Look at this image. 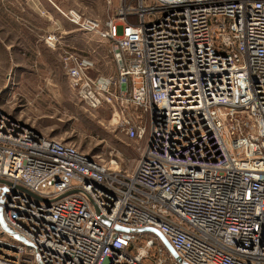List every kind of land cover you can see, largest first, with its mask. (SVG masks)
<instances>
[{"label":"built area","instance_id":"2783aa9c","mask_svg":"<svg viewBox=\"0 0 264 264\" xmlns=\"http://www.w3.org/2000/svg\"><path fill=\"white\" fill-rule=\"evenodd\" d=\"M118 3L103 23L62 13L111 45L115 77L76 52L62 67L144 142L134 172L0 110V264H264V0ZM116 227L154 228L178 258Z\"/></svg>","mask_w":264,"mask_h":264},{"label":"rangeland","instance_id":"374dc122","mask_svg":"<svg viewBox=\"0 0 264 264\" xmlns=\"http://www.w3.org/2000/svg\"><path fill=\"white\" fill-rule=\"evenodd\" d=\"M0 0V110L45 137L73 144L84 154L134 172L143 141H129L115 127L113 107L90 110L68 84L62 67L67 52L92 62L91 77L113 78L116 67L110 44L80 31L63 14L100 20L113 15L118 0ZM63 13V14H62ZM61 38L54 48L47 36ZM100 45V46H99ZM107 48L103 50L102 48ZM98 49V50H93ZM69 52V53H70Z\"/></svg>","mask_w":264,"mask_h":264},{"label":"water","instance_id":"95a60500","mask_svg":"<svg viewBox=\"0 0 264 264\" xmlns=\"http://www.w3.org/2000/svg\"><path fill=\"white\" fill-rule=\"evenodd\" d=\"M0 183L6 184L5 182H2V181H0ZM0 223H1L2 227L5 230H7L6 227H5V225L3 224L1 214H0ZM104 224L107 225V226H109V223L108 222H105L104 221ZM115 230L117 232H122V233H125V234H132V235H135V234H150L151 235L152 234V235H154L163 244V246L165 247V249L172 255V257H174L176 259L178 258V257H176V254H175L172 246L170 245L169 241H167L164 238V236L158 230H156L154 228H151V229L150 228H147V229L129 230V229L122 228V227H116ZM14 237L16 239H18L19 241L24 242V240H22L21 238H19L17 235H14Z\"/></svg>","mask_w":264,"mask_h":264},{"label":"trees","instance_id":"16d2710c","mask_svg":"<svg viewBox=\"0 0 264 264\" xmlns=\"http://www.w3.org/2000/svg\"><path fill=\"white\" fill-rule=\"evenodd\" d=\"M151 238L156 239L155 236L152 234L151 235L150 234H135V236H133V238H132V248H131L132 251L136 248V246L139 243H142L144 240L151 239Z\"/></svg>","mask_w":264,"mask_h":264},{"label":"crops","instance_id":"0c3cea01","mask_svg":"<svg viewBox=\"0 0 264 264\" xmlns=\"http://www.w3.org/2000/svg\"><path fill=\"white\" fill-rule=\"evenodd\" d=\"M47 1L50 2L51 4H53L55 7H57V5L52 2V0H47ZM57 9H59V8L57 7ZM100 48H102L103 50H107V48H104V47H99V49ZM93 50H98V49H93Z\"/></svg>","mask_w":264,"mask_h":264}]
</instances>
